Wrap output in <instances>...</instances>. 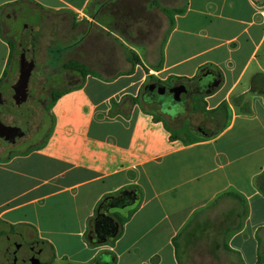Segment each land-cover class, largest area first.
I'll return each mask as SVG.
<instances>
[{
  "label": "crops",
  "instance_id": "0c3cea01",
  "mask_svg": "<svg viewBox=\"0 0 264 264\" xmlns=\"http://www.w3.org/2000/svg\"><path fill=\"white\" fill-rule=\"evenodd\" d=\"M26 2L71 18L70 41L58 51L73 83L51 106L40 145L0 146V223L47 244L46 264H179L182 236L212 228L219 215L226 222L239 215L242 224L226 228V247L257 264L264 234L262 1L0 0L3 82L23 30L10 31L2 12ZM90 42L99 43L98 52ZM73 60L97 74L66 68ZM153 79L197 81L203 89L192 88L195 105L222 113L224 122L198 136L177 134L131 101ZM187 97L179 111L164 114L181 113ZM124 192L131 195L118 204ZM109 217L112 229L100 236L95 228Z\"/></svg>",
  "mask_w": 264,
  "mask_h": 264
},
{
  "label": "rangeland",
  "instance_id": "374dc122",
  "mask_svg": "<svg viewBox=\"0 0 264 264\" xmlns=\"http://www.w3.org/2000/svg\"><path fill=\"white\" fill-rule=\"evenodd\" d=\"M261 1L264 4V0ZM66 17V15L59 16L48 11L40 10L28 2L16 6H8L2 12V19L4 22H8L10 31H13L14 34L17 33L18 36V31L19 34L22 30L24 32L23 24L30 26L34 30L37 43L33 51L36 66L29 83L30 105L34 108L35 113L32 117L33 121L30 130L20 141L10 145L12 149L29 151L43 142L52 125L49 107L53 94L62 92L65 87L73 83L72 81L69 83L65 79L67 74L62 66L65 58L58 51L60 47L70 41V37L66 35V30L67 28H71V18L67 19ZM55 45L57 46V52L53 49ZM90 45L93 50L96 52L99 51L98 42H90ZM45 48L49 49L47 58H43L41 55L42 50ZM15 52H17V56H13L12 60H16V64L13 66L14 68L11 67L7 78L2 82L0 87L2 91L12 87L19 78V59L22 53L21 44H17ZM12 69H15L14 72ZM107 74L109 73H98V75L103 77H107ZM152 81L155 80L153 79L150 82ZM176 83L180 84L179 82ZM192 84L194 86L192 88L198 91L197 81L192 82ZM146 89L147 86L142 91H146ZM193 89L185 101L184 110L176 114V116L164 114V111L160 107L146 103L142 98H140V101L144 106L154 110L158 116L164 118L177 134L198 136L207 127L214 128L223 123L224 116L222 113H208L201 104L195 105L194 99H196L197 95L193 94L195 93ZM8 100L9 97H6L4 102ZM232 205H237V201L235 200L234 204L227 205V208ZM212 220L215 221L212 228L204 226L201 231H197L193 235L182 236L179 264H244L238 255L226 247L229 235L226 228L236 229L243 222L241 216H232L228 222H226L223 215H219ZM31 240H35V236L31 230L23 227L11 229L8 224L0 223V264H14L12 251L15 249V243L22 244V247L16 254L18 259L15 264H24L21 260V255L29 253ZM37 244L38 246L45 247L44 252L40 256L41 261L38 264H46L51 258V249L47 244ZM106 259L105 256L101 258L102 261ZM28 264H33V262H29ZM257 264H264V234L262 235L260 258Z\"/></svg>",
  "mask_w": 264,
  "mask_h": 264
},
{
  "label": "water",
  "instance_id": "95a60500",
  "mask_svg": "<svg viewBox=\"0 0 264 264\" xmlns=\"http://www.w3.org/2000/svg\"><path fill=\"white\" fill-rule=\"evenodd\" d=\"M22 53L20 55V74L15 86L9 89V92L20 93L21 99L14 98L10 103L6 105H0V146H8L17 141H20L30 130L32 125V117L35 113L34 108H29L26 119L23 122H19L17 116L12 110L16 109L21 103L27 105L30 96L29 83L31 76L35 71L36 59L33 54L36 44V38L34 36V30L30 26L24 28L23 35L21 37ZM159 88L160 94H172L178 100H184L188 96L189 88L186 84H178L174 86H168L163 83L151 84V88ZM15 112V110H14ZM6 113V114H5ZM103 215L105 209L102 210ZM106 225L101 224L100 228H104ZM112 229V223L108 225ZM40 258L36 257L32 259L33 264L40 263Z\"/></svg>",
  "mask_w": 264,
  "mask_h": 264
},
{
  "label": "flooded vegetation",
  "instance_id": "af4514ba",
  "mask_svg": "<svg viewBox=\"0 0 264 264\" xmlns=\"http://www.w3.org/2000/svg\"><path fill=\"white\" fill-rule=\"evenodd\" d=\"M159 81H152L150 83H148L147 89L146 91L143 92V99L151 104V105H157L158 107H160L162 110L163 108H165V110L167 111H179L180 107H181V102L183 100H178L175 97H173L172 94H160V90L159 88H155L152 87L151 88V84H155L158 83ZM162 83V82H160ZM164 84V83H163ZM178 85V84H177ZM15 86V84L6 89L5 91H2L0 89V105H6L8 103H10L12 100H14V98H16L17 100H19V98L21 99L22 95L20 93H12L9 92L8 90L13 88ZM189 88V92L188 95L190 94L192 87L190 85H188ZM9 97V100L7 102H4L5 98ZM20 102V100H19ZM29 108H31L30 105V96H29V101L27 105H22L21 103L18 105V107L15 110H12L13 113L17 116H19L18 120L19 122H23L26 119V116L28 114ZM6 114V113H5ZM17 116V117H18ZM129 195H131V192H124V194H122L120 196V198L118 199V204H122L125 203L126 201H128L129 199ZM120 200V201H119ZM123 201V202H122ZM111 220V217L109 218H105V227L104 228H99L100 225H98L95 228V232H97V234H99L100 236H106L109 233V221ZM15 249L12 251L13 254V261L14 264L16 263L18 257L16 256L17 252L20 250V248L22 247V244L20 243H15ZM45 247L43 246H38L37 244L31 242V244L29 245V253L28 254H24L21 255V260L24 264H28L29 262H32L33 258L39 257L42 255V253L44 252Z\"/></svg>",
  "mask_w": 264,
  "mask_h": 264
},
{
  "label": "trees",
  "instance_id": "16d2710c",
  "mask_svg": "<svg viewBox=\"0 0 264 264\" xmlns=\"http://www.w3.org/2000/svg\"><path fill=\"white\" fill-rule=\"evenodd\" d=\"M14 44L12 43V48H13ZM134 58L138 60V58L134 55V52H131V55L129 57V60L131 61V63L133 64L134 66ZM66 68H69V69H72V70H75L77 72H79L83 77L87 76L88 74H92V75H95L97 74L91 67H89L87 64H85L84 62H81V61H78V60H73V61H70L66 66ZM7 75V71L4 73V78L5 76ZM3 82V78L0 80V87H1V84ZM160 82V81H159ZM201 84V83H200ZM148 86V84L146 85ZM198 88L199 90H202L203 87L202 86H199L198 85ZM143 92L142 91L140 93V97L139 99H134V98H131L132 100V103H135L136 101H140V98H142V100L144 102H146L144 99H143ZM62 92H58V93H54L53 94V98H52V101L50 103V107H49V110L51 109V106L53 105V103L57 100V98L61 95ZM147 103V102H146ZM52 117V116H51ZM236 197H240L239 195L237 194H234ZM11 229H14V226L11 225L10 226ZM175 244H176V251H179V247H178V243H177V238H175ZM260 258V256H259ZM259 261V259H258Z\"/></svg>",
  "mask_w": 264,
  "mask_h": 264
}]
</instances>
